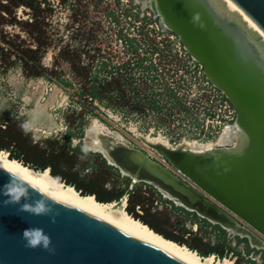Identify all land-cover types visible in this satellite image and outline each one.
<instances>
[{
  "label": "water",
  "instance_id": "water-1",
  "mask_svg": "<svg viewBox=\"0 0 264 264\" xmlns=\"http://www.w3.org/2000/svg\"><path fill=\"white\" fill-rule=\"evenodd\" d=\"M231 1L264 33V0ZM153 2L159 20L234 107L242 140L204 151L157 144V160L139 148L119 150L112 159L97 152L131 184L146 183L224 230L216 219L264 240L263 38L223 0ZM239 236L264 251L247 234ZM0 264L191 263L0 164Z\"/></svg>",
  "mask_w": 264,
  "mask_h": 264
},
{
  "label": "rangeland",
  "instance_id": "rangeland-1",
  "mask_svg": "<svg viewBox=\"0 0 264 264\" xmlns=\"http://www.w3.org/2000/svg\"><path fill=\"white\" fill-rule=\"evenodd\" d=\"M41 6L45 9L43 15L49 22L48 31L52 40L43 60L49 66L57 64V73L72 83L64 85L59 81L49 80L45 77H27L22 73L20 66L9 67L4 71L0 68V127H4L1 121L7 119L9 122L15 123L16 129L21 130L33 142L54 138L70 144L71 147L80 145L91 152L99 153L89 142L92 140L95 127L100 125L107 128L109 132H113L114 134L110 136L114 139L123 141L131 148H139L146 154L154 155L156 151L150 150L144 145L136 137V133L160 136L172 143L184 138H200L198 140L203 141L209 139L202 131L212 130L209 138L213 139L219 134L216 132L224 124L231 122L232 108L219 103L218 99L210 102L209 97L205 95L207 93L202 91L204 84L198 69L185 70L182 66L184 63L177 60L170 64L166 60L167 57L163 55L165 53L163 50L167 49L172 52L168 44L171 45L173 51H182L181 48H178V37L169 29H164L155 13L147 7H142L140 1L42 0ZM21 9L22 7L17 10L19 16L30 17L28 8L23 13ZM7 29L21 32L19 26H8ZM21 33L25 35L24 32ZM124 38L127 39V42L124 41ZM129 45L138 46L135 55L145 56L144 64H148L150 61L154 65L158 64V67L150 72L159 77L163 76L178 89L184 100L193 106L192 110L195 112L193 116H197L198 121L191 119L190 114L179 110L173 111V114L169 115L166 112L155 113L154 109L150 108L142 112L129 106L117 107L113 106V103H104L96 99L89 102L88 98H84L80 94L77 82L79 77L76 76L69 62L58 56L60 49L69 47L78 55L77 65L92 60L93 68H99L102 58L99 55L92 57L93 54L96 55L97 47L104 50L106 55L110 56L108 60L113 63L121 62L129 57L130 54L127 52V49H131ZM163 45H166V48ZM184 59L189 60L190 58L186 55L182 58V60ZM160 62L162 64H159ZM105 68L107 70L109 66ZM174 71L176 72L172 75ZM142 72V70H138L135 75ZM173 78H175L174 82H172ZM153 87L155 91L160 89L156 80ZM164 100L165 98H162V101ZM141 104L138 105L140 108ZM207 109H211L215 113L210 116ZM79 111L81 114L77 113ZM92 120H97L98 125L91 126ZM154 159L157 160V158ZM104 162L106 165H110L106 161ZM91 163H93V169L89 168L84 171L93 170L95 174L100 172L107 177L106 184L109 186L111 181L119 187H127V189H131L136 184L137 189L146 196V203L152 208L151 211H160L159 217L162 219L169 217L171 224L163 222V228L166 231L179 235L181 233L179 225L183 222L187 228L197 233L202 241L209 244L230 245L239 250V264H264V251L251 247L241 236L224 229L222 233L218 229V227L222 229L219 225L206 220L205 222L191 211L186 213L177 209L173 210L171 204L165 201L168 199L156 189L148 188L142 182L131 184L127 176L112 165L110 168L106 167L99 158L93 159ZM125 196L128 197L127 192L122 197L125 198ZM120 200L121 198L116 202ZM117 205L119 206V204ZM173 205L177 206L174 203ZM135 210L142 213L138 206L135 207ZM184 237H187V234ZM215 257L220 258L216 255ZM224 257L231 259L234 264V254L230 252Z\"/></svg>",
  "mask_w": 264,
  "mask_h": 264
},
{
  "label": "trees",
  "instance_id": "trees-1",
  "mask_svg": "<svg viewBox=\"0 0 264 264\" xmlns=\"http://www.w3.org/2000/svg\"><path fill=\"white\" fill-rule=\"evenodd\" d=\"M41 2L42 0H0V68L4 71L9 67L20 66L22 73L27 77H45L49 80L59 81L64 85H70L72 82L69 79L57 73V64L49 66L43 60L52 40L48 31L49 22L43 15L45 9L41 6ZM21 7L22 13L26 12V8L30 10V17L18 15L17 10ZM13 25L19 26L25 35L7 29L8 26L12 27ZM124 41L127 42V39L124 38ZM152 42L154 41L152 40ZM130 47L131 49H127L130 54L127 59L113 63L108 60L110 56L97 47L96 55L93 54L92 57L99 55L102 58L99 68H93L92 60L77 65L78 55L69 47L60 49L58 56L69 62L70 67L79 77L77 82L80 94L84 98H88L89 102L96 99L104 103H113V106L117 107L129 106L142 112L150 108L158 114L166 112L172 115L176 110L188 113L189 108L183 105V98L177 94L178 90L175 86H172L163 76L159 77L150 72L155 70L158 64L154 65L151 61L144 64L146 57L135 55L138 46ZM114 56L117 55L114 54ZM106 66H109L107 70ZM138 70L143 72L135 75ZM155 80L160 87L157 91L153 87ZM162 98L165 100L162 101ZM140 103H142L141 108L138 106ZM77 113L81 114V111ZM1 123L4 127H0V150H6L10 158L17 159L33 168H49L52 176L66 184H71L81 194H94L98 201H117L127 192L126 211L154 231L166 238L185 244L202 256L212 253L221 258L231 252L235 255L234 264H239V250L230 245L206 243L183 222L179 225L181 232L179 235L166 231L163 228V222L171 224L169 217L162 219L159 217L160 211H151L152 208L146 203V196L137 189L136 184L131 189H127V187H119L111 181L109 186L106 184L107 177L100 172L96 174L93 170L85 172V169H93L91 161L97 158L110 168V165L105 164V159L99 153L91 152L80 145L71 147L66 142H60V139L45 138L43 141L33 142L21 130L16 129L15 123H11L7 119H3ZM143 184L148 188L152 187L146 183ZM165 201L171 204L173 210L177 209L188 213L184 208L173 205L171 201ZM136 206L142 213L135 210ZM193 216L197 217L195 214ZM197 219L199 220L198 217ZM201 220L205 221V219ZM218 229L222 233L224 232L223 229L219 227ZM186 234L187 237H184Z\"/></svg>",
  "mask_w": 264,
  "mask_h": 264
},
{
  "label": "bare ground",
  "instance_id": "bare-ground-1",
  "mask_svg": "<svg viewBox=\"0 0 264 264\" xmlns=\"http://www.w3.org/2000/svg\"><path fill=\"white\" fill-rule=\"evenodd\" d=\"M142 3V7H147L151 9L155 13V5L153 0H138ZM227 6L240 13L241 17L244 18L252 29L258 31L260 37L263 38L264 41V33L257 27V25L243 12L239 9V7L233 3L231 0H223ZM156 17H159L155 14ZM162 23V27L166 29V25L160 20ZM91 126H96L97 120H92L90 123ZM88 126V128L90 127ZM103 132H102V131ZM87 131V130H86ZM94 135H92V140H90V144L99 152H106L109 156V159L117 154H119V150L122 149H135L131 148L129 145L124 143L121 140H116L111 137L113 132H109L107 128L101 127L99 125L95 127V131H93ZM111 135V136H110ZM119 135V134H118ZM137 138H139L144 145L150 148V150H154L153 145H165V146H179L183 145L187 148H191L194 151H204L213 149L217 146L228 145L233 142V145L237 147L242 140L243 130L236 122L226 123L222 126L219 131V134L209 140H198V139H181L177 142H170L166 139H162L160 136H151V134H135ZM125 141V140H124ZM148 150V149H147ZM152 153V151H149ZM157 155V154H156ZM161 158L160 155H158ZM114 158V157H113ZM0 164L4 167L10 169L11 171L17 173L18 175L26 178L27 180L33 182L34 184L40 186L41 188L71 202L74 203L114 224H117L143 238H146L157 245L165 248L166 250L174 253L175 255L183 258L184 260L190 262L191 264H233V261L227 257L216 258L214 254L208 255H200L195 250L190 249L188 246L182 243H178L172 239L166 238L162 234L154 231L147 224L143 223L139 219L130 215L126 209V201L124 197H121L119 202L110 201L103 202L98 201L94 195L92 194H80L78 190H76L71 184L63 183L57 177H54L50 174L49 169H40L33 168L28 165L23 164L17 159L10 158L6 152V150H0ZM126 170V169H125ZM125 171L123 170V173ZM167 195V194H166ZM175 199V198H173ZM178 201L177 199H175ZM179 202V201H178ZM119 204V206L117 205ZM212 219V218H211ZM213 221L218 220L221 222L227 230L235 235H244L247 234L250 237V240L253 245L257 247L262 246L264 248V240H257L253 232L249 231L245 226L239 225V228L234 227L231 224H227L226 222L220 219H212ZM259 241V242H258Z\"/></svg>",
  "mask_w": 264,
  "mask_h": 264
},
{
  "label": "built area",
  "instance_id": "built-area-1",
  "mask_svg": "<svg viewBox=\"0 0 264 264\" xmlns=\"http://www.w3.org/2000/svg\"><path fill=\"white\" fill-rule=\"evenodd\" d=\"M173 33V32H172ZM174 34V33H173ZM174 35H176V34H174ZM177 36V35H176ZM178 37V36H177ZM168 41V40H167ZM178 41H179V46H178V48H181L182 49V51L181 52H179V51H173V48L171 47V45H169L168 44V46H169V48H170V50H172V52L171 51H169V50H163V51H165V53H163V55L164 56H166L167 57V61L168 62H170V64H172V61L175 63L177 60L178 61H180V62H182V63H184L182 66L184 67V69L185 70H189V69H193V68H195V69H198V71H199V75H200V77H201V79H202V81H203V87H202V91L203 92H205V93H207V94H205V95H207V97H209V100H210V102L212 103L213 101L212 100H215V99H218L219 100V103H223V104H225V106H229L230 108H232L231 109V118H230V120H231V122H235L234 120H235V109H234V107L231 105V103L227 100V98L224 96V94L219 90V89H217L215 86H213L209 81H208V79L205 77V75H204V73H203V69H202V66H201V64L200 63H198L196 60H194L191 56H190V54L187 52V50L184 48V46H183V44H182V42L180 41V39H179V37H178ZM165 48H166V45H163ZM180 49V50H181ZM183 54V55H182ZM186 55H188L189 56V60H186V59H184V60H182V58H184ZM169 60H171V61H169ZM193 66V67H192ZM176 71H174L173 73H172V75L175 73ZM175 78H173V80H174ZM172 86H174L173 84H172ZM177 89V88H176ZM178 90V89H177ZM177 94L179 95V96H182L183 97V95L179 92V91H177ZM211 96V97H210ZM183 105L185 106V107H187V108H189V112L188 113H185V114H190V117H191V119H194V120H196V121H198V118H197V116H193V113H195L192 109H193V106L192 105H190V103L188 102V101H186V100H184V97H183ZM183 112V111H182ZM207 113H209L210 114V116H212L215 112L214 111H211V109L209 110V109H207ZM230 122V123H231ZM196 123H198V122H196ZM216 126H220V125H216ZM215 126V127H216ZM202 127H203V125H202ZM222 128V127H221ZM220 128V129H221ZM218 129V128H217ZM218 131H220V130H218ZM216 132V133H219V132ZM203 133H205V136L206 137H208L207 139H211V138H209L210 137V135L212 134L211 132H212V130H209L208 129V131L207 132H204V131H202ZM213 137H215V136H213ZM212 137V138H213ZM196 139H200V138H196ZM152 159H154V158H156L157 156H155V154L153 155H150V154H148ZM163 163H165V162H163ZM125 197H127V196H125Z\"/></svg>",
  "mask_w": 264,
  "mask_h": 264
}]
</instances>
